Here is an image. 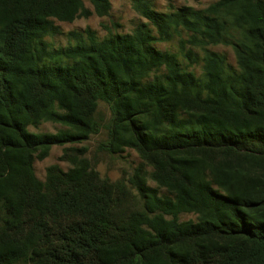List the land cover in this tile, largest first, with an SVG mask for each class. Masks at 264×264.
Here are the masks:
<instances>
[{
    "label": "trees",
    "instance_id": "16d2710c",
    "mask_svg": "<svg viewBox=\"0 0 264 264\" xmlns=\"http://www.w3.org/2000/svg\"><path fill=\"white\" fill-rule=\"evenodd\" d=\"M89 2L0 0V264H264V0H130L145 19L130 32L46 39L109 15ZM42 122L64 128L29 130ZM104 126L103 150L137 153L131 173L103 176L70 145L67 169L36 176L52 145Z\"/></svg>",
    "mask_w": 264,
    "mask_h": 264
},
{
    "label": "rangeland",
    "instance_id": "374dc122",
    "mask_svg": "<svg viewBox=\"0 0 264 264\" xmlns=\"http://www.w3.org/2000/svg\"><path fill=\"white\" fill-rule=\"evenodd\" d=\"M86 7L92 9V5L89 0H83ZM155 6L162 11L170 10L173 7H179L181 5H190L195 8H202L207 6L213 0H153ZM140 21H145L132 7L130 0H111V10L107 16H97L95 14L89 17L76 18L72 22L56 21L61 27L63 34L46 37L54 46H65L68 44L67 33L70 31H80L85 27H90L101 38L109 30L117 31L120 33L130 32ZM160 48H172V43H158ZM210 49L216 50L225 54L228 62L234 64V52L230 46L216 45L210 46ZM196 72L200 73V65L196 66ZM97 116L101 121L107 124L110 120L111 113L109 108L104 102L98 103ZM30 131L33 132H50L54 133L64 126L53 122H42L36 127L29 126ZM107 139V127H103L97 134L91 135L88 139L73 144L64 145H52L48 156L44 159H35L33 166L36 176L44 180L46 168L51 164H58L63 169H67L69 164L65 160H61L60 156L63 150L67 146H74L77 149L85 148L84 155L91 160L95 168L101 175L107 176L114 180L121 177L123 174L131 173L133 167L140 161L137 153L132 149H126L120 155H111L102 149V143ZM152 184V183H151ZM192 215L184 214L182 218H191Z\"/></svg>",
    "mask_w": 264,
    "mask_h": 264
}]
</instances>
